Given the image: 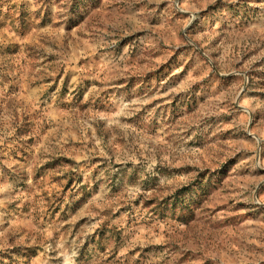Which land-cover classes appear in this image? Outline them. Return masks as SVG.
I'll return each mask as SVG.
<instances>
[{"label":"rangeland","instance_id":"374dc122","mask_svg":"<svg viewBox=\"0 0 264 264\" xmlns=\"http://www.w3.org/2000/svg\"><path fill=\"white\" fill-rule=\"evenodd\" d=\"M0 264H264V0H0Z\"/></svg>","mask_w":264,"mask_h":264}]
</instances>
